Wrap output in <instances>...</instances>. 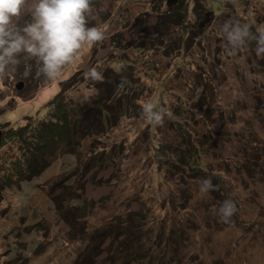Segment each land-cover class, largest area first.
Masks as SVG:
<instances>
[{"label":"rangeland","instance_id":"obj_1","mask_svg":"<svg viewBox=\"0 0 264 264\" xmlns=\"http://www.w3.org/2000/svg\"><path fill=\"white\" fill-rule=\"evenodd\" d=\"M180 9L186 10L184 21ZM236 20L255 33L264 26V0H119L118 7L116 0H93L89 25L105 29L102 42L85 46L51 81L36 75L32 60L0 80L3 132L28 117L34 124L47 120V105L63 82L68 100L89 93L94 88L84 73L91 67L116 73L125 68L142 93L140 108L151 100L172 113L196 115L188 130L205 151L201 163L227 192H201L190 169L176 181L169 164L176 155L166 151L160 159L154 147L163 141L178 147L177 133L165 139L164 125L153 128L142 116L124 117L95 144L113 155L108 163L97 154L59 155L41 175L3 192L0 264H149L150 256L133 253L121 233L129 227L126 218L136 239L149 241L173 226L183 230L173 253L180 264H264V55H257L255 42L229 54L220 26ZM81 79V85H71ZM202 84L213 90L210 110L199 109L195 90ZM21 147L16 138H2L0 165L22 154ZM54 198L62 201L66 220ZM225 199L237 206L229 223L216 211ZM149 249L165 263L171 259V249Z\"/></svg>","mask_w":264,"mask_h":264},{"label":"trees","instance_id":"obj_2","mask_svg":"<svg viewBox=\"0 0 264 264\" xmlns=\"http://www.w3.org/2000/svg\"><path fill=\"white\" fill-rule=\"evenodd\" d=\"M184 13H186V10L185 12L181 11L178 16V18H182V21L185 19ZM118 47L120 46L118 45ZM116 72L118 71L114 70V68L107 67L102 70L104 77L102 82L94 83L88 81V86L91 84L94 90L97 91L98 96L96 95L91 98V101L84 103H75L70 99H66L64 94L69 89V85L67 82H63L60 92L47 105L51 109L47 120L34 124L32 123V119L28 117L24 119L25 122L23 121L22 125H16L15 127L8 126L3 132L1 131L0 145L2 138L5 140L16 138L22 144V154L17 155L7 165H0V202L2 201L3 192L10 186L41 175L48 168L50 160L53 157L75 155L80 158L81 154H97V159H102L100 163L104 161L108 163L107 159L113 158L112 154H107L104 150L100 152L98 146L95 144L98 142V138L101 140L104 137L103 134H107L116 128L122 118H141V108L137 100L142 94L136 90L130 72H126L125 68H123L122 72ZM122 80L124 81V86L118 87ZM83 82L84 79H81L78 83L71 85L79 86ZM205 84L196 88L195 93L200 92L198 96L199 109L203 110L207 106V109L210 110L211 102L208 103L207 99L212 98L213 90H207V85ZM172 114L173 117L171 119H165L161 135L165 133L167 135L165 139H167L170 137V134L172 136L173 133H177V135H173L175 137L173 139H180L179 144L181 145L175 148L177 143L174 141H171V143L168 141H163V143L158 142V146L154 147L158 153L156 155H159L160 159L161 154L166 156V151L171 157L176 155L177 161L173 160L171 163L169 158L166 159L170 161L171 168L176 171L175 174L172 173L176 181L180 180L181 177L184 178V174L188 175L185 170L190 169L194 170V177L192 178L200 180L211 176L213 184L218 186L217 190H214L217 195H220L219 190L223 194L227 193L222 188L221 179L216 178L211 172L205 171L201 163L202 155L205 154V151H199L200 145L197 142V137L188 130V126L195 120L196 115L190 110H188L187 114H185L184 110L182 112L176 110ZM190 128H192V125H190ZM103 154L107 156L105 157ZM180 173H183V175L181 176ZM211 195L213 196V191H211ZM54 201L56 208L58 207L57 209L60 211V215L66 220L59 205L62 201H58L56 198H54ZM126 219L129 227L126 231L122 230L121 233L126 232V242L132 247L133 253L138 251V255H143V259H145L144 254L149 255L150 257L146 258L149 260V264H180V260L173 253H176V237L182 238V234H184L183 230L175 232L177 226H173L167 233L161 231L149 236L155 238L154 241H151L152 238L148 241L146 237L136 239L134 237L135 227L132 225L130 218ZM146 231L144 229V233ZM144 233L143 236H146ZM150 244L154 245L157 249H161V251L171 249L172 254L169 255L171 259L165 263L157 255L151 253L149 249ZM90 249L92 250L93 246Z\"/></svg>","mask_w":264,"mask_h":264},{"label":"clouds","instance_id":"obj_3","mask_svg":"<svg viewBox=\"0 0 264 264\" xmlns=\"http://www.w3.org/2000/svg\"><path fill=\"white\" fill-rule=\"evenodd\" d=\"M25 16L28 18L22 20ZM92 16L93 0H0V80L16 73L23 60L35 61L37 76L48 81L58 78L64 68L76 62L85 46H94L106 38L103 27L89 25ZM220 31L227 41L229 54L255 42L257 55H264V26L253 33L246 23L226 21ZM30 74L31 67L26 66L24 75ZM84 79L98 83L104 77L93 66L84 73ZM123 86L122 80L118 87ZM95 94L93 89L87 94H73L70 100L84 103ZM141 116L155 128L163 126L165 118L171 119L173 114L146 100L141 103ZM197 183L203 193L218 188L211 176ZM216 211L222 222L229 223L237 206L233 200L225 199Z\"/></svg>","mask_w":264,"mask_h":264},{"label":"water","instance_id":"obj_4","mask_svg":"<svg viewBox=\"0 0 264 264\" xmlns=\"http://www.w3.org/2000/svg\"><path fill=\"white\" fill-rule=\"evenodd\" d=\"M171 2L174 4V3L176 2V0H170V3H171ZM167 4H169V2H168ZM207 20H208V19H206V21H207ZM200 27H203V24H202ZM20 86H21V85H18V86H16V87L19 89V88H21ZM1 134H2V133H1V130H0V138H1Z\"/></svg>","mask_w":264,"mask_h":264}]
</instances>
